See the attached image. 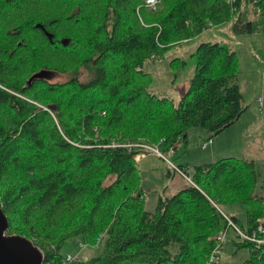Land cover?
Masks as SVG:
<instances>
[{"label":"trees","instance_id":"obj_1","mask_svg":"<svg viewBox=\"0 0 264 264\" xmlns=\"http://www.w3.org/2000/svg\"><path fill=\"white\" fill-rule=\"evenodd\" d=\"M143 2L0 0V205L8 233L32 239L44 264H63L73 237L100 251L68 264H204L227 227L223 207H244V222L228 214L242 229L263 214L255 162L235 157L193 165L192 183L158 195L150 211L137 165L149 152L122 144L185 148L189 129L216 135L240 118L238 56L229 44H198L177 100L151 93L143 66L210 25L233 21V34L264 33V0H160L155 10ZM187 64L170 61L174 70ZM48 71L70 78L35 76ZM178 151L172 161L187 169ZM243 247L250 253L241 264H264V253L233 239V250Z\"/></svg>","mask_w":264,"mask_h":264},{"label":"rangeland","instance_id":"obj_2","mask_svg":"<svg viewBox=\"0 0 264 264\" xmlns=\"http://www.w3.org/2000/svg\"><path fill=\"white\" fill-rule=\"evenodd\" d=\"M159 6V5H158ZM158 8V7H157ZM242 10H246L251 17H253L254 9L251 5L246 2L242 4ZM233 21L225 23L226 25H219V29H206L198 39L185 43V41H178L173 43L162 57L157 55V59H150L148 57L145 62L143 69L144 71L151 74V82L148 85V90L156 94L159 97L167 96L174 100L179 98L182 88L186 87L188 81L193 76L194 66L192 61L189 59L190 54L193 52V46L200 42H221L229 44L232 48L235 46V50L238 56V69L239 76L241 78V87L244 95V99L247 103H254L253 98L256 97L261 88L263 87V80L260 79L259 75L256 73V68L264 67V33H252V34H233L231 27ZM234 49V48H233ZM173 58H181L188 61L186 67L174 70V67H170V61ZM50 82H63L70 78V74L66 72H46V76ZM257 98V97H256ZM195 131H200V128H191L190 134L188 135V143L186 142V147L184 145L178 149V156L180 158H193V153H197L199 150V144L202 139L197 141V136L192 133H197ZM186 150V154L184 151ZM200 153V152H198ZM150 156L141 162L139 167L141 170V184L146 192V208L149 210L154 209V205H151L150 200L157 201L156 198L161 193L166 190V184L169 186V182L166 179L165 162L160 158L156 157L154 154L149 153ZM228 154H234L228 152ZM201 158L204 157L203 154H199ZM173 157H171L172 159ZM150 162H155L162 170L157 172H152L147 169V164ZM167 166V165H166ZM258 176V187L259 193H264V188L262 183L264 181V172L259 170ZM114 176L109 175L105 181L104 185L109 184L113 180ZM171 187V185H170ZM170 187L168 189H170ZM153 203V204H154ZM225 213L234 215L237 214L239 219L244 222L245 220V210L242 205L234 204L230 206L223 207ZM264 212V210H263ZM264 216V213L261 217ZM17 234V233H10ZM24 235V234H23ZM236 238L235 232L230 229L227 233L226 242L221 251L220 258L223 260L224 264H241L244 260L249 257V249L246 247L240 248L237 251L233 250V239ZM100 251V247L91 246L82 248L80 246V237H73L66 242L62 249L64 256L68 254L77 255L79 259H86L93 255H96Z\"/></svg>","mask_w":264,"mask_h":264},{"label":"crops","instance_id":"obj_3","mask_svg":"<svg viewBox=\"0 0 264 264\" xmlns=\"http://www.w3.org/2000/svg\"><path fill=\"white\" fill-rule=\"evenodd\" d=\"M226 25V24H222ZM220 26H210L212 29H219ZM202 34H199L194 39H191L185 43L192 42L195 39H198ZM237 35V34H236ZM196 46H193V52L198 46L199 43H196ZM235 50V46L233 47ZM236 51V50H235ZM192 52V53H193ZM171 67V66H170ZM256 73L259 75L260 79H264V67L260 66L256 68ZM238 84L240 91L242 92L241 87V78L238 76ZM263 87L260 90V93L253 98L254 103H247L244 99L245 110L241 114L240 118L233 123L231 126L227 127L225 130L219 134L213 135L206 129L200 128V131H195L197 133H192L197 136V141L202 139L199 144V150L197 153H193V158H178L177 161L181 164H188V169L191 171L193 165L208 163L216 161L223 157H235L243 158L248 160H253L255 162L257 170L264 172V80L262 82ZM183 88L181 90L180 96L182 94ZM179 96V98H180ZM177 98V99H179ZM244 98V95H243ZM260 99V100H259ZM191 129L187 133L186 142L188 143V135ZM211 139V142L207 144L205 148H201V145L204 141ZM200 152V153H198ZM232 152L234 154H228ZM199 154H203L204 157L201 158ZM150 154H145L137 160L138 168L141 166V162L149 157ZM166 164V163H165ZM167 165V164H166ZM165 165L166 176L169 182V186L166 184V190L161 194L172 195L176 191L187 186L188 181L178 173L168 171V166ZM147 169L152 172H157L162 170V167L155 162H150L146 165ZM140 170V168H139ZM141 173V170H140ZM259 173V172H258ZM171 185V187H170ZM170 187V189H168ZM258 194L259 191L257 190ZM159 195V194H158ZM146 198V197H145ZM158 198V197H157ZM156 198V200H157ZM146 201V200H145ZM151 205H156V202L150 200ZM154 203V204H153ZM148 209V208H147ZM150 209V208H149ZM148 209V210H149ZM151 211V210H150ZM238 217L237 214H234ZM239 218V217H238ZM224 247V246H223ZM221 262L224 264L223 260Z\"/></svg>","mask_w":264,"mask_h":264},{"label":"built area","instance_id":"obj_4","mask_svg":"<svg viewBox=\"0 0 264 264\" xmlns=\"http://www.w3.org/2000/svg\"><path fill=\"white\" fill-rule=\"evenodd\" d=\"M228 1L231 3L234 0H228ZM159 4H160V0H144L143 2V6L151 10H155ZM137 14L139 16L138 8H137ZM139 19L141 20L140 16H139ZM184 41L187 42V40H184ZM157 58H158L157 55L152 54L150 56V59L152 60L157 59ZM210 142H211V139L204 141L201 145V148H205L207 144ZM111 145L117 146L118 144H116L115 142H112ZM122 146H125L128 148L136 146L144 150H147L149 153H152L156 157L163 160L171 169H173L176 173L184 177L188 182L192 183L191 178H190V170L188 168L184 170L178 168L171 159L172 155H174L176 151L182 146V143L180 141H177L166 152H162L159 149L158 145H149V144L142 143V142H137V143L127 142L125 144H122ZM260 196L264 197V193L260 194ZM220 212L227 221V227L226 229L219 231L214 236V245L212 249L210 250L204 264H223L221 262L220 255H221L223 246L226 242L227 233L230 229H232L235 232L236 238L238 240L249 243L250 251L254 252L257 256L260 257L264 253V216L259 217L256 221V224L253 227H250L249 229H242L230 218L228 214L222 212L221 210ZM75 260H80L79 256L68 254L65 257L63 264H68Z\"/></svg>","mask_w":264,"mask_h":264},{"label":"water","instance_id":"obj_5","mask_svg":"<svg viewBox=\"0 0 264 264\" xmlns=\"http://www.w3.org/2000/svg\"><path fill=\"white\" fill-rule=\"evenodd\" d=\"M44 32L51 39V34ZM43 75L46 73L35 76ZM8 228V217L0 205V264H44L43 250L25 235L8 233Z\"/></svg>","mask_w":264,"mask_h":264},{"label":"bare ground","instance_id":"obj_6","mask_svg":"<svg viewBox=\"0 0 264 264\" xmlns=\"http://www.w3.org/2000/svg\"><path fill=\"white\" fill-rule=\"evenodd\" d=\"M188 41V40H187Z\"/></svg>","mask_w":264,"mask_h":264}]
</instances>
